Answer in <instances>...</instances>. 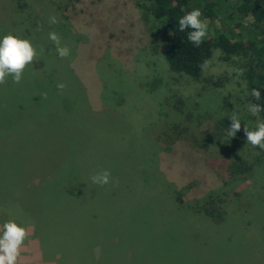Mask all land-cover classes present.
Instances as JSON below:
<instances>
[{
    "label": "rangeland",
    "instance_id": "obj_1",
    "mask_svg": "<svg viewBox=\"0 0 264 264\" xmlns=\"http://www.w3.org/2000/svg\"><path fill=\"white\" fill-rule=\"evenodd\" d=\"M216 1L223 12L241 2ZM150 4L0 0V93L24 107L19 118L0 114L4 127L6 118L13 121L0 147L14 143L21 189L36 200L45 179L62 185L55 187L60 199L71 194L67 223L51 220L71 227L69 256L60 264H264V126L245 75L252 58L226 59L214 48L198 80L171 71ZM201 23L212 38L222 28L219 19ZM48 60L51 67L42 65ZM50 72V83L38 82ZM45 98L70 110L72 123L31 126L39 112L30 102ZM178 134L186 140L163 141ZM183 141L206 157L223 152L219 161L234 155L232 170H249L229 176L218 173V162L190 170L178 156ZM84 165L86 174L76 175ZM210 197L222 211L219 222L205 214ZM8 249L0 241V264H29Z\"/></svg>",
    "mask_w": 264,
    "mask_h": 264
},
{
    "label": "trees",
    "instance_id": "obj_2",
    "mask_svg": "<svg viewBox=\"0 0 264 264\" xmlns=\"http://www.w3.org/2000/svg\"><path fill=\"white\" fill-rule=\"evenodd\" d=\"M218 6L216 0H151L149 9L153 17L162 22V31L158 41L159 48L171 71L182 73L194 80H198L202 76L204 64L211 57L214 48H219L226 59L231 55L251 56L252 61L245 75L249 91L252 94V105L260 115L264 126V4L255 0H241L226 12L220 11ZM68 12L69 10H67V14ZM69 13L71 19L75 17L73 12ZM203 19L209 20L210 24L214 23L216 19L220 20L222 28L220 32L216 31L215 38L204 34L206 30L201 23ZM244 20H250V26L244 25ZM234 25L239 28V33L234 32L235 28H232L235 27ZM4 33L8 32L4 31ZM234 34L235 40L232 39ZM20 57L23 58L24 56L20 53ZM18 64L25 66L22 60ZM46 64L51 67L49 60L45 61L44 64L42 63L44 66ZM51 74V72L44 74V78L37 76L38 82L41 80L50 83ZM5 95L0 93V114L7 111L19 118L21 115L17 113L23 112L24 107L8 103ZM16 103L20 105L22 101L17 98ZM30 103H38L36 109L39 112L38 119L31 126H38L42 129L44 126H49V123L55 125H69L72 123V116H69L70 110L59 104L51 103L50 98H45L39 102L31 100ZM26 110L34 112L33 105ZM5 122L6 127L13 121L8 117ZM5 127L0 123L1 134H5ZM15 128H18L16 123ZM178 139L185 138L182 134L173 136V138L167 135L166 138H163V141L171 143L175 140L180 141ZM184 142L187 141L180 143L186 147L181 149L178 156L189 163L190 170H193L198 164L203 167V163L206 162H218L217 166L220 169L218 173L224 170L229 176L249 170L236 168L233 171L234 160L232 162L231 157L234 155L229 156L230 160L228 162L226 160L219 161L223 152H220L219 155L206 157L201 155L200 151L195 150L196 145L194 142L186 144ZM9 144L11 145L9 150L6 147H0L2 149L0 152V202H6L5 205L0 203V241L9 245L8 251L15 249L13 251L18 256L27 257L28 261H26L29 264H40V262L41 264H60V262H66L70 252L68 242L71 241L68 228L71 229V227H67V225L65 228L60 227L64 226L70 218L68 213L72 204V196L70 194L64 200L62 194L60 199L55 193V187L57 191H62V185L58 186L56 184L54 186V181H46L47 179L43 183L39 182L37 200L26 190L23 191L20 181L22 172L17 168L22 156L12 152L14 149L12 141ZM207 152L211 154V152ZM67 166L68 161H65L58 170H66ZM86 172L87 168L84 165L82 170L75 174L83 177ZM96 189L102 192L100 186ZM40 190L51 192L45 197V193L41 195ZM109 190H106V192H109ZM178 199L180 202L182 201L181 198L178 197ZM60 201L63 206L57 208ZM212 202L213 199L210 197L204 208L205 214L213 221L215 219L219 222L223 217L222 211L215 205H210ZM195 211L200 212V208L199 211L195 208ZM7 215H9V220L5 222L4 218ZM58 216L62 226L54 225L51 221ZM29 238L37 240V246L31 241L27 245ZM38 252L40 253V259L37 261ZM2 254L3 252L0 251V259L5 257ZM87 259L88 257L85 260L87 261ZM111 262H115V260ZM87 264H89V261H87Z\"/></svg>",
    "mask_w": 264,
    "mask_h": 264
}]
</instances>
